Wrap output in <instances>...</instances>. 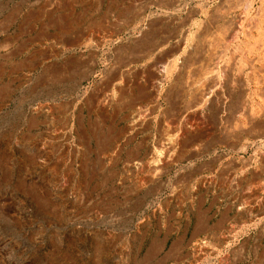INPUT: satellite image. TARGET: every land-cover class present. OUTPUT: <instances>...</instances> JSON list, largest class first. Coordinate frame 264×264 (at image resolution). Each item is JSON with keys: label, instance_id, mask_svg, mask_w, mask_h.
Wrapping results in <instances>:
<instances>
[{"label": "rangeland", "instance_id": "obj_1", "mask_svg": "<svg viewBox=\"0 0 264 264\" xmlns=\"http://www.w3.org/2000/svg\"><path fill=\"white\" fill-rule=\"evenodd\" d=\"M263 7L0 0V264H264ZM226 79L247 89L243 110Z\"/></svg>", "mask_w": 264, "mask_h": 264}, {"label": "bare ground", "instance_id": "obj_2", "mask_svg": "<svg viewBox=\"0 0 264 264\" xmlns=\"http://www.w3.org/2000/svg\"><path fill=\"white\" fill-rule=\"evenodd\" d=\"M247 1V0H246ZM224 4V3H223ZM237 4V3H236ZM240 5V4H239ZM232 6V5H231ZM172 7V6H171ZM221 7V6H220ZM245 7V6H244ZM262 8V7H261ZM260 8V9H261ZM264 8V7H263ZM224 9V8H223ZM227 9V8H226ZM233 9V8H232ZM243 10H245L244 8H242ZM57 10V9H56ZM228 10V9H227ZM264 10V9H263ZM38 11V10H37ZM246 11V10H245ZM244 11V12H245ZM264 12V11H263ZM35 13V12H34ZM262 13V12H261ZM33 15V14H32ZM63 15V14H62ZM66 17V16H65ZM264 17V16H263ZM29 19V18H28ZM51 19V18H50ZM250 19V18H249ZM67 21V20H66ZM237 21V20H236ZM235 21V22H236ZM255 21V20H254ZM253 21V23H251V22H249L250 23V26L251 27H255L256 26V22H254ZM59 22V21H58ZM209 22V21H208ZM242 22V21H241ZM52 23V22H51ZM65 23V22H64ZM183 23V22H182ZM224 23V22H223ZM239 23V22H238ZM53 24V23H52ZM42 25V24H41ZM45 25V24H44ZM66 25V24H65ZM180 25V24H179ZM48 26H50V25H48ZM217 26V25H216ZM44 27V26H43ZM51 27V26H50ZM249 27V26H248ZM45 28V27H44ZM241 28V27H240ZM228 29V28H227ZM238 29V28H237ZM40 30V29H39ZM56 31V33H59V35H63V36H65L66 34H68L69 33V29H67V28H65V26H63V25H61L57 30H55ZM229 31V30H228ZM234 31V30H233ZM239 31V30H238ZM245 31V30H244ZM247 31V30H246ZM40 32V31H39ZM82 32V31H81ZM231 32V31H230ZM230 32H225L226 33V36L229 34L230 35ZM242 32V31H241ZM23 33V32H22ZM47 33V32H46ZM72 33V32H71ZM85 33V32H84ZM40 34V33H39ZM82 34V33H81ZM81 34H80V36H79V34L77 35V37L75 38V39H73V42L72 43H74V41H76V40H78L79 39V37H83V36H81ZM248 34V33H247ZM58 35V36H59ZM220 35V34H219ZM67 37V36H66ZM231 37V36H230ZM253 37V36H252ZM252 37H250V39L252 38ZM263 37V36H262ZM27 38V37H26ZM37 38V37H36ZM89 38V37H88ZM70 38H68V40H69ZM204 39V38H203ZM67 40V39H66ZM87 40H89V39H87ZM208 41H209V39H208ZM208 41H207V43H208ZM228 41V40H227ZM255 41H258V40H255ZM68 42V41H67ZM69 42H70V40H69ZM78 43H79V40L77 41ZM205 42V41H204ZM204 42L203 43H201V42H199V43H201L202 45L204 44ZM211 42H213L212 40H211ZM247 42H248V40H247ZM71 43V42H70ZM209 43H210V41H209ZM227 42H226V40L224 39V38H218V39H214V42H213V44H212V46H211V43L210 44H207L206 46H208V47H205L206 49L207 48H210L209 47V45L211 46V48L209 49L210 50V57L208 58V61L206 62L207 63V68L208 67H210V68H213V66L215 65L214 64V61H215V59L217 58V60H218V58H223V56H225L226 55V52H227V49L229 48H227V44H226ZM200 44V45H201ZM50 45V44H49ZM67 45V44H66ZM141 48L142 47H144L145 49L144 50H150L149 49V47H148V49L146 48L147 47V45H145V44H141V45H139ZM155 46V45H154ZM204 46V45H203ZM236 46V45H235ZM233 48V47H232ZM239 48V47H238ZM237 48V49H238ZM179 49V48H178ZM197 49V48H196ZM204 48L202 47V51H204V52H202V51H199V54H201L200 52H202V53H205L206 51L205 50H203ZM19 50V49H18ZM232 50V49H231ZM243 50V49H242ZM238 50H236V52H237ZM142 52H144L143 51V49H142ZM171 52V51H170ZM231 52V51H230ZM147 53V52H146ZM197 53V52H196ZM240 53V52H239ZM142 54V53H141ZM144 54V53H143ZM235 54H238V53H235V50H232V52H231V55L229 56V60H228V62H226L227 64L226 65H224V68L225 69H227V67H225V66H229L230 67V63L231 62H233V59L236 57L235 56ZM131 55V54H130ZM204 55V54H203ZM203 55H199L198 57H199V60H201L202 59V57H204ZM209 55V54H208ZM229 55V54H228ZM187 56V55H186ZM235 56V57H234ZM256 56V55H255ZM258 56V55H257ZM143 57V56H142ZM200 57H201V59H200ZM208 57V56H207ZM253 57V56H252ZM138 58V57H137ZM194 58V57H193ZM225 58V57H224ZM204 59H206V58H204ZM203 59V60H204ZM124 60V59H123ZM122 60V61H123ZM133 60V59H132ZM192 60V59H191ZM196 60V59H195ZM198 60V59H197ZM202 60V61H203ZM134 61V60H133ZM139 61V60H138ZM165 61V60H164ZM186 61V60H185ZM244 61H246L245 59H244ZM258 61H260V60H258ZM131 62V61H130ZM168 62V61H167ZM199 62H201V61H199ZM205 62V61H204ZM125 63V62H124ZM202 63V62H201ZM116 64V63H115ZM243 64V63H242ZM151 65V64H150ZM158 65V64H157ZM168 65V64H167ZM223 65V64H222ZM234 65V64H233ZM249 65H251V64H249ZM202 66V65H201ZM252 66V65H251ZM127 67V66H126ZM157 67V66H156ZM166 67V66H165ZM191 67V66H190ZM242 67H244L243 65H242ZM167 68V67H166ZM179 69V68H178ZM197 70H198V68H196ZM205 69H206V66H205ZM209 69V68H208ZM208 69H206V70H204L205 72L207 71L208 73H209V75H208V73H206L207 74V76L205 77L204 75H201V73H200V75L198 74V80H199V78H201L202 76H204L203 77V80L201 81L200 80V82H197V83H192V85H193V87H191V88H193V90H194V93H195V95H197V96H199V97H202L203 98V95L205 94V95H207L206 93H207V91L211 88V87H213V85H215V77H214V75H213V70H214V68L213 69H211L212 71V73L210 74V72L208 71ZM256 69H258V68H256ZM140 70V69H139ZM196 70V71H197ZM200 70V69H199ZM210 70V69H209ZM228 71L227 72H229V71H231V68L229 69H227ZM138 71V70H137ZM163 71V70H162ZM175 71H177V70H175ZM185 71V70H184ZM233 71V70H232ZM240 71V70H239ZM252 71V70H251ZM255 71V70H254ZM259 71V70H258ZM262 71V70H261ZM126 72V71H125ZM152 72V71H151ZM139 73V72H138ZM203 74H204V72H202ZM189 74V73H188ZM205 74V75H206ZM215 74V73H214ZM192 75V74H191ZM197 75V74H196ZM224 75V74H223ZM227 75H228V73H227ZM145 76V75H144ZM201 76V77H200ZM133 77V76H132ZM192 77V76H191ZM249 77V76H248ZM230 78V77H229ZM259 78V77H258ZM184 79V78H183ZM196 80L195 81H197V76H196V78H195ZM245 79V78H244ZM260 79V78H259ZM239 80V79H238ZM153 81H155V80H153ZM181 81H183V80H181ZM189 81V80H188ZM192 81V80H191ZM240 81V80H239ZM262 81V80H261ZM242 82V81H241ZM175 83H177V82H175ZM181 83V82H180ZM152 84V83H151ZM148 85V84H147ZM178 85H179V83H178ZM189 85V84H188ZM224 85H225V89H226V92H227V94H228V96H229V101H228V108L227 107H225V108H227L229 111L231 110V109H233V111H235V110H238V108H240L241 110H243L242 108L245 106V104H246V100H245V98L247 97L246 95V97L244 96V92L247 90H245L244 91V84H242V83H240L238 86H239V92H234L235 90H233V88H235V87H232L231 86V84L229 83V81L226 79V82L224 83ZM173 86V85H172ZM178 87V86H177ZM180 87V86H179ZM184 87H187V86H184ZM120 88V87H119ZM118 89V88H117ZM188 89V88H187ZM220 89V88H219ZM253 89V88H252ZM189 90V89H188ZM191 90V89H190ZM193 90H192V92H193ZM216 90V89H215ZM237 91V90H236ZM261 91V90H260ZM176 92H177V90H176ZM211 92V91H210ZM216 92V91H215ZM171 93V92H170ZM184 93H186L185 91H184ZM209 93V92H208ZM258 93V92H257ZM263 93V92H262ZM169 94V93H168ZM176 94H178V93H176ZM176 94H174L175 96H176ZM183 94V93H182ZM210 94V93H209ZM249 94V93H248ZM98 95V94H97ZM180 95V94H179ZM191 95V94H190ZM215 100L216 101H214V99H210V101H212V102H210V118H211V121H212V123H214L215 125H217L218 123H222V122H224V120H226L227 118H228V114H225V112H224V110H223V104L221 103V99H220V96H218V93H215ZM220 95V94H219ZM254 95V94H253ZM256 95V94H255ZM258 95H260V94H258ZM209 96V95H208ZM245 97V98H244ZM104 98V97H103ZM185 98V97H184ZM224 98V97H223ZM261 98V97H260ZM98 99H100V98H98ZM181 99V98H180ZM200 99V98H199ZM102 100V99H101ZM226 100H228V99H226ZM260 100H262V99H260ZM103 101V100H102ZM106 101V100H105ZM154 101V100H153ZM194 101V100H193ZM224 101V100H223ZM107 102V101H106ZM152 102V101H151ZM169 102H171V101H169ZM188 102V101H187ZM190 102V101H189ZM174 103V102H173ZM224 103V102H223ZM226 104V103H225ZM153 105V104H152ZM179 105V104H178ZM186 105H189V103L188 104H186ZM142 106V105H141ZM172 106V105H171ZM189 107V106H188ZM184 109H187V108H184ZM174 110V109H173ZM192 110V109H191ZM190 110V111H191ZM194 110V109H193ZM206 110V109H205ZM204 110V111H205ZM261 110V109H260ZM227 111V110H226ZM228 111V112H229ZM255 111V110H254ZM171 112V111H170ZM178 112V111H177ZM187 112V111H186ZM206 112V111H205ZM248 112V111H247ZM142 113V112H141ZM189 114H190V112H188ZM251 113H252V111H251ZM237 114V113H236ZM143 115V114H142ZM184 115V114H183ZM251 115V114H250ZM191 116V115H190ZM202 116V115H201ZM238 116V115H237ZM252 116V115H251ZM253 116H254V113H253ZM135 117V116H134ZM137 117V116H136ZM179 117V116H178ZM183 117V116H182ZM144 118V117H143ZM166 118V117H165ZM189 118V117H188ZM230 118V117H229ZM135 119V118H134ZM186 119V118H185ZM207 119V118H206ZM232 119V118H231ZM247 119H249V118H247ZM165 121V120H164ZM204 121V120H203ZM247 121V120H246ZM231 122V121H230ZM187 123V122H186ZM236 123V122H235ZM261 123V122H260ZM142 124V123H141ZM248 124H249V122H248ZM138 125V124H137ZM183 126H185V125H183ZM232 126V125H231ZM205 127V126H204ZM238 127V126H237ZM260 127V126H259ZM180 128V127H179ZM234 128H235V126H234ZM225 129V128H224ZM227 129V128H226ZM259 129V128H258ZM217 130V129H216ZM222 130V129H221ZM220 130V131H221ZM241 131H243V130H241ZM247 131V130H246ZM231 132V131H230ZM233 132V131H232ZM263 132V131H262ZM237 133V132H236ZM221 138H223V137H221ZM175 143V142H174ZM137 166V165H136ZM138 167H140V166H138ZM262 189V188H261ZM148 192H150V191H148Z\"/></svg>", "mask_w": 264, "mask_h": 264}, {"label": "crops", "instance_id": "obj_3", "mask_svg": "<svg viewBox=\"0 0 264 264\" xmlns=\"http://www.w3.org/2000/svg\"><path fill=\"white\" fill-rule=\"evenodd\" d=\"M237 220L234 219V221H228V224L226 225V227L224 229H221L220 231H218L219 235H225V234H228L231 230H232V227L234 225H238L237 224ZM212 232L213 230L212 229H206L205 228V231L204 232H201V235H204V236H210L212 235Z\"/></svg>", "mask_w": 264, "mask_h": 264}]
</instances>
